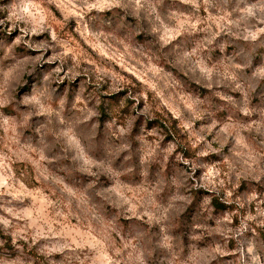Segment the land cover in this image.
I'll return each instance as SVG.
<instances>
[{
    "label": "rangeland",
    "instance_id": "rangeland-1",
    "mask_svg": "<svg viewBox=\"0 0 264 264\" xmlns=\"http://www.w3.org/2000/svg\"><path fill=\"white\" fill-rule=\"evenodd\" d=\"M0 264H264V0H0Z\"/></svg>",
    "mask_w": 264,
    "mask_h": 264
}]
</instances>
